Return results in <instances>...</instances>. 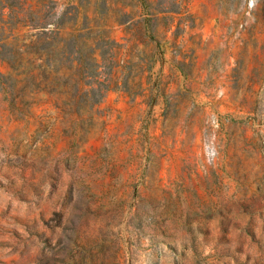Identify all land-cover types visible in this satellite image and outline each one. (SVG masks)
<instances>
[{
  "label": "rangeland",
  "instance_id": "obj_1",
  "mask_svg": "<svg viewBox=\"0 0 264 264\" xmlns=\"http://www.w3.org/2000/svg\"><path fill=\"white\" fill-rule=\"evenodd\" d=\"M0 264H264V0H0Z\"/></svg>",
  "mask_w": 264,
  "mask_h": 264
}]
</instances>
